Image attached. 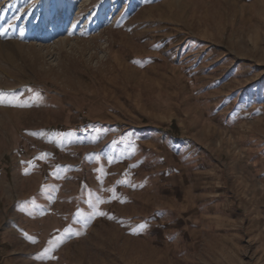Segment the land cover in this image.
Here are the masks:
<instances>
[{"label":"rangeland","instance_id":"374dc122","mask_svg":"<svg viewBox=\"0 0 264 264\" xmlns=\"http://www.w3.org/2000/svg\"><path fill=\"white\" fill-rule=\"evenodd\" d=\"M0 264H264V0H0Z\"/></svg>","mask_w":264,"mask_h":264},{"label":"snow or ice","instance_id":"6c2138e0","mask_svg":"<svg viewBox=\"0 0 264 264\" xmlns=\"http://www.w3.org/2000/svg\"><path fill=\"white\" fill-rule=\"evenodd\" d=\"M99 214H100V215H103L104 213H99ZM65 231H68V229H66ZM29 239H32V238L29 237ZM33 242H35V241L33 240ZM49 243H50V244H53V246H57L56 243H55V240H50ZM45 251H47V249H46Z\"/></svg>","mask_w":264,"mask_h":264}]
</instances>
